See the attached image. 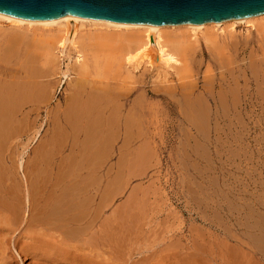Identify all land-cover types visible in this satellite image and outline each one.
Segmentation results:
<instances>
[{
  "label": "rangeland",
  "instance_id": "1",
  "mask_svg": "<svg viewBox=\"0 0 264 264\" xmlns=\"http://www.w3.org/2000/svg\"><path fill=\"white\" fill-rule=\"evenodd\" d=\"M0 25L1 31L7 32V23L0 22ZM76 27L72 29V32L76 31L79 35L94 29L88 25ZM222 27V30L217 29L219 32L221 30V38L225 36V39H228L232 33L234 35L230 37L232 44L229 45V51L225 52L227 57L219 56L221 65L224 63V60L222 63L223 58L227 62L229 55H231L230 58L233 57L229 58L228 64L232 62V67L235 66V68L231 70V66L226 63L227 68L230 66L228 70L231 73L220 68L219 59L208 55L200 56L196 53L191 57L188 54L184 57L193 62L194 67L191 71H187V74L184 71L179 72L180 79L183 78V81L179 79L180 75L177 77L174 74L173 68L166 67L164 64H160L157 69L146 65L133 69L129 66L130 75L125 68L119 71V75L114 72L117 75L113 74L116 76L113 80L114 90L117 87L116 91H121L122 94V98L117 100L122 102L117 103L121 106L117 121L119 124L115 121L119 125L117 127L115 124V126L118 130L120 129V132H117V136V130L111 129L113 137L109 134V140L103 136L99 142H96L100 137L96 136L95 140L94 138L91 140L92 134H89L90 137H86L87 134H85L83 138V131L85 132L88 128H84L86 126H83L82 122H80L81 126L77 125V130L76 126L74 128L71 126L73 118L76 117L75 114L73 118L69 115L72 122L68 118L69 133L60 131L58 126L64 124L63 119L67 117L68 112H73H62L63 108L60 107L59 111L57 107L64 106V96L68 93V88L71 85L75 86L76 79L80 76L76 72H68L65 77L56 70L53 71L58 74L53 72L54 74H47L48 77L42 75L45 78L40 77V80L42 78L43 82L46 80L45 83L49 84L47 90L52 89L48 93L52 92L49 95L51 98H48L47 94V99H39L35 102L34 97L32 99L34 103L25 102L26 105L22 107L20 104V111L17 109L18 112L11 118V122L7 117L9 121L4 118L2 123L7 122L4 126L0 123L2 129L0 130V162L3 167L0 166V169H4L5 172L10 169L16 170L17 173L15 171L12 177L14 181L22 183L21 189H26L32 183L33 187L39 188L37 187L39 181H61L60 183L76 185L78 190L81 189L77 191L80 198H88L94 194L92 197L94 205L97 207V204L98 210L100 209L99 215L96 214L95 228L101 231L109 223L110 229L114 230L115 244L120 245L127 253L125 257L128 264L138 262L139 264H177V262L184 264L186 259L202 264L203 259L199 255L195 257L188 255V253H202V251L206 254L205 264H255L253 262L257 264L256 251L259 250L257 248L260 245L257 241L258 225L261 223L264 228V39H262L264 26L263 20H254L253 23H235L232 29L225 25ZM233 44L236 47H233ZM70 48L71 46L68 45L67 49L71 54ZM7 55L9 57L10 54L4 57ZM75 55L72 53L70 59L65 58L64 62L62 61V70H65L66 64L74 63ZM184 58L179 60L184 62ZM12 59L9 58V60ZM39 72H36L37 75L41 74ZM94 77L92 74L88 78L94 79ZM121 80L123 83L120 82ZM178 83L181 84L180 88ZM83 88H80L82 89L80 90L82 96H78L80 100H83L86 94L88 98L89 87L84 88L86 91ZM185 94L187 96H184ZM218 95L221 98L224 97L222 102L218 100L221 99ZM140 97L144 98L142 108L137 105ZM198 101L201 102V108L205 107L203 103L208 104L205 108L209 111L208 114L203 111L205 109H201L208 118H202L205 114L201 110L198 111L201 116L198 113H196L198 116L195 114L197 117L194 116L197 121H203L202 123L195 122L187 115L188 111L191 109L193 111L191 107L194 106L197 112L200 108ZM231 102L234 103V107ZM191 103L194 106H190ZM3 109L5 111L0 109L2 113L4 112L3 116L1 113L0 118L6 117L5 112H9L10 107ZM28 109L29 111H26ZM187 109L189 110L186 111ZM194 113L191 114L190 111L189 115ZM126 116H128L127 122L124 120ZM15 117L17 123L14 122ZM129 119L133 120L131 124ZM124 121L127 126L130 125V127L125 126V130H123ZM75 123L78 124L76 121ZM71 127L75 133L71 131L73 130ZM200 127H206V131ZM135 129L137 133L141 131L138 136ZM127 130L133 133V136L129 134L131 139L129 136L124 137ZM76 133L78 135L75 136ZM3 134L6 137H1ZM71 135L75 136H73L74 140ZM122 137L130 140L123 141ZM83 139L90 143L82 141ZM93 141L97 145L112 144L109 147L110 151H107V145H104V150L87 149L89 144L93 145ZM141 141L147 147L140 145ZM125 142L127 147L123 149L121 146ZM137 144L141 146V149L137 147ZM136 148L143 150L135 151ZM105 150L108 153L104 152ZM43 170L45 171L42 172ZM63 170L67 173H63ZM70 171H72L71 174H68ZM47 175H49L48 179ZM92 179L94 183L90 182ZM37 181L38 183H35ZM33 187L30 188L31 191L37 192V189ZM107 196L108 200H106ZM24 205V212L27 214V199ZM26 214H23L24 217L27 216ZM12 243L11 241L10 246L17 258L16 264H27L26 258L18 256ZM261 250L263 253V248ZM141 258L143 262L140 261Z\"/></svg>",
  "mask_w": 264,
  "mask_h": 264
},
{
  "label": "bare ground",
  "instance_id": "2",
  "mask_svg": "<svg viewBox=\"0 0 264 264\" xmlns=\"http://www.w3.org/2000/svg\"><path fill=\"white\" fill-rule=\"evenodd\" d=\"M254 20H263V26H264V13H261V15L258 14V16L254 15V16L241 18V19H228L225 21L223 20L221 22H205L201 25L177 24V25H162V26H154V25H149V24H125V23L113 22V21L106 20L103 18L81 17V16H77L73 14H64L60 18H57L54 20H47V21L18 20V19L0 14V22L7 23V27H8L7 32H2L0 29V109H2V111H5L3 109L4 107H8V106L10 107L9 112H5L6 117H2L4 115L3 114L4 112L2 113L0 110V115L2 113L1 118H3V119L0 118L2 120L0 123L3 124L2 122L4 118L7 119L8 121L10 118V122H11L12 120L11 118L16 115V112H18L17 109H19L20 104L22 107V105L23 106L26 105L25 102H28V103L33 102L32 99H34V97L36 98L35 102L36 100H39V99H44V100L47 99L46 95L49 93V91H52V89L47 90V87L49 86V84L45 83L46 80L43 82L42 78L48 77L50 73L54 72L53 70L58 71L59 73L63 74L65 77L67 76L68 72H76V74L80 76V78H77V79L75 78L76 87L71 85L73 86V88H71V86L68 84L70 88H68L69 91L64 96V106L59 105L57 107L59 108V111L61 110L60 109L61 107L63 108L62 112L72 111L73 113L68 112L67 117L65 116V119H63L65 120L64 124L61 123L62 125L58 126V128L60 129V131L65 132L66 134L69 133V130L67 128L68 118L69 119L70 117L73 118L76 115L75 117L76 120H74L75 118H73V122H72V119H70L69 121L72 122L71 126L73 128L76 126L75 127L76 130L78 126H81L80 122L83 123V126H86L84 128L86 129L88 128L87 130H85V132L83 131L84 133L83 138H85V134H87L86 137H90V135L92 134L90 139L93 140L92 138H94L95 140L97 137H100L98 138L99 140L96 141V142H99L103 136L107 137L105 139L109 138V134H110V137H113L111 135L112 134L111 129H115V131L117 130L116 133L120 132L119 131L120 129L118 130L115 126L116 124L115 121L117 122L118 117H120L119 108L121 107L119 106V104H117L119 102L117 100L122 98L121 91L117 92L116 91L117 87L114 90L115 83L113 80L115 79L117 75H119L118 73L122 68H125L128 74L130 75V71H129L130 67H132L133 69V68H138L139 66H142V65H146L148 67L150 66V68L152 67L153 69H157L160 66V64H164L166 67L173 68L174 74H176V76L180 75L179 72L181 73L182 71L186 73L187 71H191L192 68L194 67L193 62L184 58V57H187V54L190 57L195 53L199 54L200 56L208 55L209 57H212L214 59H219V60H220L219 56L223 57L224 55V58L227 57L225 56V52L226 50L229 51V45L232 44L231 43L232 40L230 39V37L233 35V33L231 32L232 35L228 38L230 39V41L228 39H225L226 38L225 36L221 38L220 32L223 28L222 27L223 25H225L226 27L229 26L232 29L235 23H253ZM78 25H81V26L88 25L89 27H92L94 29H92L93 31L90 30V32L87 31L88 33H85V34L83 33L82 35H79V34H76V31L72 32V29ZM219 28L221 29L220 32L217 31V29ZM262 39H264V34H262ZM68 45L71 46L70 49L72 53L76 54L75 55L76 58L73 60L74 61V63L72 62L73 64H66L65 70L64 69L62 70L61 68L62 61L64 62L65 58L70 59L71 58L70 55L72 54V53L70 54L67 49ZM233 47H236L235 44H233ZM6 54H10L9 57L7 55L8 59L7 57H4L6 56ZM85 54L87 55L84 56ZM82 56L84 57L81 58ZM230 56L231 55H229L228 57L230 58ZM182 57L184 58V62L183 61L181 62L179 60ZM9 58L10 59L13 58V59L9 60ZM224 58L222 59V63L224 60V63L222 65H221V60L219 61L220 68L224 70H228L230 66H231L230 68L231 70L232 68H235V66L232 67L233 66L232 62H230L231 64H228L230 59L233 57H231L230 59L229 58L226 59L227 62H225ZM226 63L230 65L228 66L229 68H227ZM39 71L41 72V74L37 75L38 73L36 72H39ZM228 71L230 72V70ZM114 72L115 73L117 72L116 73L117 75L114 74ZM33 74H35L36 76ZM45 74L46 75L48 74V75L46 76ZM92 74H94L95 76L94 79L88 78ZM113 74L116 76H114ZM42 75L45 77H43ZM163 75L165 76V74ZM164 76L162 77L164 78ZM40 77H42L41 80H40ZM127 77L128 76H126V79ZM183 77H187V76H183ZM180 78H181V75L179 79ZM122 80L120 82H122ZM180 80L183 81L184 79L182 78ZM49 83H52V82H49ZM180 86L181 84L179 85V88ZM82 87L84 88L89 87L88 88L89 90L87 89V92L89 91V94H88V98H86L87 97V94H86L84 99L80 100L78 96L81 95L80 90L82 89L80 88ZM244 88L242 90H244ZM123 89H122V92H123ZM172 90H173V87H172ZM51 93L52 92H50V94ZM198 93L200 94V92ZM225 93L226 92H224V94ZM50 94L47 95L48 98H51L49 96ZM187 94H185L184 96H187ZM211 97H212V94H211ZM143 99H144L143 97H140L139 100L137 101V105L139 108L143 107V104H144ZM201 99L204 100L203 96H201ZM222 99H224L223 96L221 99H218V100L222 102ZM196 100H200V99L196 98ZM183 102H186V101H183ZM197 103H199L200 105L199 106L200 108L197 110V112L195 111L196 110L195 106L192 105V103L190 105V106H194V107H191L193 108V111L192 109L190 110L191 114L195 112L193 115L191 114L189 115L190 113V111H188L189 109L186 110L189 112L187 115L189 117H192V119H194L195 122H198L199 120L197 121V119L194 118V116L195 117H197L198 115L201 116L200 112L198 113V111L208 107L207 102L203 103L204 104L203 106H205L203 108H201L200 101H198ZM231 103L233 104V107H234V103L233 102ZM15 107L17 108L15 109ZM26 111H29V109ZM203 111H205L206 113L207 112L209 113V111H207L206 109ZM203 111L201 110V112ZM205 112H203L205 116L203 115L202 118L203 117L208 118L207 116L208 113L206 114ZM196 113H198V115ZM69 115L71 116L69 117ZM23 117H25V115ZM127 117L128 116L124 118L125 121L126 119H128ZM57 118H56V121H57ZM130 119H129V123L133 121V120L130 121ZM14 120H15L14 122L17 123L16 117ZM202 120L205 121L206 119H202ZM75 121L78 124H76ZM125 121L123 122L124 124L123 130H125L126 128L125 126H127V123L125 124ZM136 121H137V118H136ZM5 123L3 124V126L5 125ZM117 123L119 124V122ZM137 123H139V121ZM118 124H116L117 127L119 126ZM69 125H70V122H69ZM199 125L200 124L198 123V126ZM127 127H130V125ZM195 127L197 129V126ZM135 128L137 129L138 127H135ZM203 128L206 131L205 129L206 127H202L201 129ZM127 129H130V128H127ZM0 130H2L1 126H0ZM6 131L9 132L8 129ZM71 131L73 132L74 129ZM127 131H129L130 133L129 132L127 133ZM127 131L125 132L126 134L123 132V134H125L124 137L129 136V134H131L132 129L131 131L130 130H127ZM12 132H11V135H12ZM78 132H81V131H78ZM137 132L138 131H136L135 133ZM57 133L58 132L56 131V134ZM106 133L108 136L105 135ZM118 133H117V136H118ZM140 133H137V136ZM76 135H78V133H76L75 136ZM203 135L204 134H202V136ZM2 136L3 138L4 136L6 137V135L4 134L1 135V137ZM73 136L74 135H71L72 139H73ZM192 137H193V134H192ZM115 138L117 137L115 136ZM5 139L3 140V147L5 146L4 144ZM125 139L127 138L123 139L122 137L123 141H125ZM130 139H127V141H129ZM84 140L87 141L86 139H83L82 141ZM96 142L94 143L93 141L92 146L89 144L87 146V149L89 148L90 149L91 148L92 149L93 148L103 149L104 145L105 146L107 145L106 143L105 144L100 143L101 145L100 144L97 145ZM147 142L148 141H146V143ZM196 142H198V140H196ZM81 143L84 144L83 142ZM87 143H90V141H87ZM76 144H73V145H76ZM123 144L121 147L124 149L127 147L126 146L127 142ZM110 145H107L108 147V148L106 147L107 151H110V148H109ZM140 145H143L142 141ZM70 146H71V140H70L69 147ZM76 146H73V147H76ZM137 147H139V144H137ZM145 147L147 146L145 145ZM183 147L182 149H184ZM139 148L141 149V146ZM148 148H150L149 144H148ZM82 149L84 148L82 147ZM142 150H139V149L137 150L136 148L135 151H142ZM95 152H97V150H95ZM104 152H106V150ZM0 166L2 167L1 162H0ZM43 169H47V168H43ZM7 171L5 172L4 169H0V264H16L17 263V260H16L17 258L13 254L14 251L11 250L12 249L10 246L11 241L13 242L12 246L16 250V253L18 254V256H22L26 258L25 260L28 261L27 264H128V261L125 257L127 253L124 251V249L120 247V245L117 246V244H115L114 241L116 237L114 236V233H113L114 230L112 231L110 229L109 223H107V226L104 225L105 228H103L101 231H98L95 228L96 218H97L96 214L99 213L100 209L98 210L99 206L97 204H96L97 207H95L94 205L95 202H93L94 199L92 198L94 194L93 196L89 194L91 196L88 198H80V194H78L77 191L79 192V190L81 189L78 190V188H76V185L60 183L61 181L60 182H54V181L45 182L46 180L44 181L42 180L43 182L39 181V183L38 181L35 182V183H38L37 187L39 188L33 187V183L30 184L31 183L30 182L29 183L30 186L32 185L33 189H37V192H38L37 193L34 190L33 191L34 193H33L30 189L32 187L29 186L26 189H21L22 183L20 184L14 181L13 179L14 177L12 176L15 174L16 170L10 169ZM44 171L45 170H43L42 172ZM65 172L63 170V173ZM71 172L72 171H70V173L68 172V174H71ZM4 174H6L7 176L5 175L6 176L5 177ZM46 178L48 179L49 175H47ZM90 182L94 183L93 179ZM68 183H69V180H68ZM90 185L88 186L90 187ZM86 187L87 185L85 186V188ZM35 193H37L36 196H35ZM108 196L106 200L109 199ZM26 199L28 203L27 214L24 212L25 211L24 201ZM258 204L260 206L261 202ZM259 208L261 209V207ZM258 212L256 213L258 214ZM23 214H26L27 216L24 217ZM260 216H263V215H260ZM22 223L24 224L21 226ZM256 223H258V221H256ZM18 229L20 230L17 232ZM257 231H258L257 241H258V244H260L258 246L259 248H257L259 250L256 251L257 264H264V252L262 253V250H261V248H263L264 250V247L262 246L264 245V228L262 227L261 223L258 225ZM255 239H254V242H256ZM118 240H119V237H118ZM224 249L226 250L227 248H224ZM168 255L170 254L168 253ZM188 255H193L194 257L199 255L203 259V263L202 262L201 263L205 264L206 262L205 261L206 254L203 251L202 253H194V254L188 253ZM142 258L140 259V261L142 260ZM236 258L238 259V257ZM185 261H184L185 262L184 264H197L191 261L190 259H186ZM172 263H175V262H172ZM253 263L256 264V262H253ZM137 264H139V262Z\"/></svg>",
  "mask_w": 264,
  "mask_h": 264
},
{
  "label": "water",
  "instance_id": "3",
  "mask_svg": "<svg viewBox=\"0 0 264 264\" xmlns=\"http://www.w3.org/2000/svg\"><path fill=\"white\" fill-rule=\"evenodd\" d=\"M264 13V0H0V14L54 20L64 14L154 26L221 22Z\"/></svg>",
  "mask_w": 264,
  "mask_h": 264
}]
</instances>
